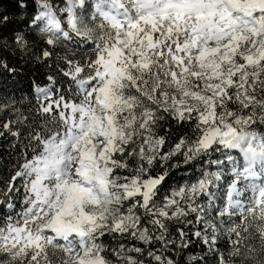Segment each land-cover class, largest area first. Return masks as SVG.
<instances>
[{"label": "snow or ice", "instance_id": "obj_1", "mask_svg": "<svg viewBox=\"0 0 264 264\" xmlns=\"http://www.w3.org/2000/svg\"><path fill=\"white\" fill-rule=\"evenodd\" d=\"M35 2L29 28L73 45L59 57L69 87L34 82L39 120L0 101V137L27 128L35 151L0 188V264H180L193 237L215 264H264V0ZM12 43L28 48L20 32ZM0 71L17 69L0 58ZM172 122L190 128L174 145ZM203 157L231 164L221 207L222 171L169 183Z\"/></svg>", "mask_w": 264, "mask_h": 264}, {"label": "trees", "instance_id": "obj_2", "mask_svg": "<svg viewBox=\"0 0 264 264\" xmlns=\"http://www.w3.org/2000/svg\"><path fill=\"white\" fill-rule=\"evenodd\" d=\"M27 7L21 8L17 5V0H0V12L9 16V23L4 26H0V39L8 42V49L0 51V58L7 61L9 66L17 69L16 74H9L8 72L0 71V101H5L8 98L16 101L15 107L20 109L30 119L39 120V116L36 115L33 109L37 104V94L34 90L35 84L41 87L46 86L49 82L47 77L53 75L57 79L58 84H62L65 89L69 87V81L59 71V68L63 66L59 57L63 56L68 50L65 48V44L71 48L73 45L71 42L61 41L53 49L52 46L47 45L42 38V34L39 31H34L29 28V20L32 15L39 11V8L35 0H22ZM53 5H64V0H51ZM90 12L84 16H90ZM61 18L66 21V15L61 14ZM17 32L24 34L25 39L28 41V48L21 50L16 48L12 43L13 37ZM48 49L53 51V57L48 60H38L43 50ZM7 118H13L11 111L4 114ZM174 125V122H172ZM22 139L16 140L15 138L8 136L0 137V188H4V181L9 179L11 175L17 171L26 159H31L35 154L33 145L28 144L27 128L21 127ZM163 132V129H161ZM189 134L190 128L185 126H175L172 128V134L170 136V144H175L181 135ZM169 145L166 144L165 148ZM38 151V149H36ZM234 156L242 162V157L235 151L232 152ZM224 157L221 153H213L211 159H217ZM175 159H180L177 156ZM209 157H203L195 166H182L181 169H173L170 173V180L174 187L182 186L185 183H195L197 179L202 177V173L207 169L210 171H216L219 168H226L230 163L225 159L224 165L216 167L214 164L208 163ZM187 169V171H185ZM229 178H231L229 180ZM233 177L224 176L221 182L224 184V194L226 197L229 184ZM16 185L19 186L20 192L16 193V197H20L23 192V185L20 180L16 181ZM17 207L20 205L17 200ZM170 231L173 236H176V228L182 226V222H169ZM196 227H201L197 225ZM196 228L188 226L186 231H195ZM110 242V241H109ZM204 256L208 259L209 264H215L214 260L206 255L205 246L196 240L195 237L188 248L182 249L180 256L177 259L180 264H199V261L193 259V257Z\"/></svg>", "mask_w": 264, "mask_h": 264}, {"label": "rangeland", "instance_id": "obj_3", "mask_svg": "<svg viewBox=\"0 0 264 264\" xmlns=\"http://www.w3.org/2000/svg\"><path fill=\"white\" fill-rule=\"evenodd\" d=\"M59 1V0H58ZM94 2V0H89V3L90 4H92ZM59 6L60 7H63V4L61 3V4H59ZM78 12L81 14V15H85L86 13L82 10V9H78ZM89 12L91 13V9L89 10ZM89 12H87V13H89ZM43 25H41V27H42ZM216 167H218L217 165H216ZM206 171H208V172H217V171H222L223 172V176H222V178L224 177V176H226V175H228V176H231L232 177V174H231V164L229 165V166H226V168H219V169H217L216 171H210V170H206ZM231 178H229V180H230ZM218 183V187H216V188H214L212 191L215 193V195H216V199H215V204H216V206L217 207H221V206H223L225 203H226V197H223V194H224V184H223V182H221V181H219V182H217ZM244 183H246L245 181H241L239 184H238V187H242L243 186V184ZM201 200L203 201V198H201ZM215 215V213H213V216ZM190 219L192 218V217H189ZM173 222H176V223H180L181 221L180 220H176V219H174V220H172ZM199 226H201L202 227V225H199Z\"/></svg>", "mask_w": 264, "mask_h": 264}]
</instances>
